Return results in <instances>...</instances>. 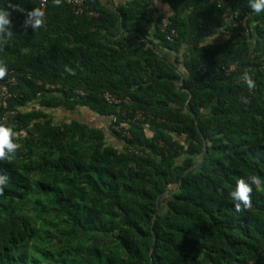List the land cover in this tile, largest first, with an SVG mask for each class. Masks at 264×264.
<instances>
[{
	"label": "trees",
	"instance_id": "1",
	"mask_svg": "<svg viewBox=\"0 0 264 264\" xmlns=\"http://www.w3.org/2000/svg\"><path fill=\"white\" fill-rule=\"evenodd\" d=\"M162 1L152 37L148 0H88L97 15L47 0L39 29L9 9L0 80L16 78L5 125L20 147L0 161V264H264V193L241 212L228 196L238 178L264 177V13L248 0ZM130 109L152 117L120 136L112 117Z\"/></svg>",
	"mask_w": 264,
	"mask_h": 264
},
{
	"label": "clouds",
	"instance_id": "2",
	"mask_svg": "<svg viewBox=\"0 0 264 264\" xmlns=\"http://www.w3.org/2000/svg\"><path fill=\"white\" fill-rule=\"evenodd\" d=\"M61 0H52V3L59 5ZM248 6L253 13H264V0H248ZM9 9H14L25 14L23 22L25 29H39L44 23V13L33 8L25 11L18 4L12 3L11 0H0V35L5 39L0 40V47L7 43V37H11L13 30L11 28V18ZM7 65L0 62V78L7 74ZM249 87L252 82L248 81ZM20 147L17 142V136L11 126L0 124V161H11ZM10 182V176L7 172L0 170V195L3 194L4 186ZM254 191L264 193V177L251 176L240 177L234 182V187L228 193L234 208L237 212L251 209L253 206Z\"/></svg>",
	"mask_w": 264,
	"mask_h": 264
},
{
	"label": "built area",
	"instance_id": "3",
	"mask_svg": "<svg viewBox=\"0 0 264 264\" xmlns=\"http://www.w3.org/2000/svg\"><path fill=\"white\" fill-rule=\"evenodd\" d=\"M88 0H64L66 4H68L72 11L76 14H80L83 12H88L90 15H97L98 13L95 10H92L88 8L87 5ZM219 2L223 0H217ZM39 8L44 13L47 0H38ZM242 24H245L243 22V19L240 21ZM169 24V20L167 17H164L162 19V26L165 28ZM245 34L248 36L249 29L245 28ZM177 36V32L174 28H171L169 31L165 33V38L170 41H174L175 37ZM234 65L231 66V68ZM16 84V78L14 75H9L5 79L0 80V124H6L9 120L13 119L16 114L17 110L14 108L9 107V101L11 98L15 97V93L10 90L11 85ZM58 86L54 84H46L45 90H55ZM77 94H82L83 92L80 89L74 90ZM105 99L108 102H114V103H121L125 102L127 100V97L123 95H117V94H111L109 92H106L103 94ZM133 113V116L131 115ZM130 114V115H129ZM122 121L116 122V118L112 117V127L116 130L117 133H119L120 136L126 135L129 136V132L126 129V126L129 122H134L135 120H145L152 117V115L148 112H143L140 110L132 111L130 110H124L122 112Z\"/></svg>",
	"mask_w": 264,
	"mask_h": 264
},
{
	"label": "crops",
	"instance_id": "4",
	"mask_svg": "<svg viewBox=\"0 0 264 264\" xmlns=\"http://www.w3.org/2000/svg\"><path fill=\"white\" fill-rule=\"evenodd\" d=\"M128 0H102V2L105 5H108L109 7H114L117 6L121 3H124ZM147 19L148 21L146 23H148V30H149V37L151 36L150 30L152 29V25H153V21L156 17L160 16L161 14H165L169 11L168 5L163 2L162 0H148V4H147ZM143 21H141L142 23ZM126 41L129 44H137L139 43V41L141 40L139 38L138 33H133V32H128L124 34ZM145 38V37H144ZM143 38V39H144ZM77 114V113H75Z\"/></svg>",
	"mask_w": 264,
	"mask_h": 264
},
{
	"label": "rangeland",
	"instance_id": "5",
	"mask_svg": "<svg viewBox=\"0 0 264 264\" xmlns=\"http://www.w3.org/2000/svg\"><path fill=\"white\" fill-rule=\"evenodd\" d=\"M219 39V38H218ZM77 111V114H75V115H78V116H80V117H84L85 119H90V121H91V119H92V121L93 122H96V123H100V125H102V126H106V122H105V120L104 119H102V117L101 116H93L92 117V115H90V114H88L87 112H86V110H76Z\"/></svg>",
	"mask_w": 264,
	"mask_h": 264
},
{
	"label": "water",
	"instance_id": "6",
	"mask_svg": "<svg viewBox=\"0 0 264 264\" xmlns=\"http://www.w3.org/2000/svg\"><path fill=\"white\" fill-rule=\"evenodd\" d=\"M203 148H204V150H205V143H204V147H203Z\"/></svg>",
	"mask_w": 264,
	"mask_h": 264
}]
</instances>
